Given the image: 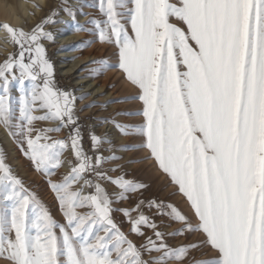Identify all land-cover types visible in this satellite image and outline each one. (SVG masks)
<instances>
[{
	"label": "snow or ice",
	"instance_id": "snow-or-ice-1",
	"mask_svg": "<svg viewBox=\"0 0 264 264\" xmlns=\"http://www.w3.org/2000/svg\"><path fill=\"white\" fill-rule=\"evenodd\" d=\"M32 7L43 11L39 4ZM91 7L100 18L73 29L96 39L73 50L93 43L115 47L118 68L142 102V112L131 113L142 115L141 125L114 119L101 123L111 124L122 136L140 137L139 150L169 178L176 188L173 195L185 198L196 222L179 206L155 200L114 207L144 188L126 178L123 158L114 154L136 149H116L108 134L94 132L85 149L75 104L86 97L55 84L44 47V41L55 42L45 29L64 23L56 19L61 12L76 19L68 0H61L28 30L0 25L4 43L14 49L0 62V126L34 170L48 178L63 218L58 221L25 187L0 152V260L264 264V0H96ZM93 64L99 65L93 72L110 70L104 60ZM65 130L67 136L57 139ZM64 168L68 171L61 173ZM145 207L161 220L181 225L169 235L200 234L203 240L169 245ZM117 212L127 232L115 219ZM203 246L216 256L190 258Z\"/></svg>",
	"mask_w": 264,
	"mask_h": 264
},
{
	"label": "rangeland",
	"instance_id": "rangeland-1",
	"mask_svg": "<svg viewBox=\"0 0 264 264\" xmlns=\"http://www.w3.org/2000/svg\"><path fill=\"white\" fill-rule=\"evenodd\" d=\"M46 1L48 3L47 7H42L43 11H38V16L32 24H30L28 29L42 20L52 8H56L61 4V0ZM172 2H175V0H172ZM94 3H96V0H68V6L76 12L75 21L67 15V17H65V14L61 12L56 19L64 21V23L49 25L45 29L46 31L54 34L55 42L44 41L47 59L53 65L55 84L61 90L72 91L77 97H86V99L83 100L77 99L75 104L76 114L79 117V124L84 134V147L86 150H89L88 136L90 132H94L98 136H103L104 134H109L108 131L110 128L114 129L111 124H102L101 121L104 119H114L120 124L130 126H138L143 123L142 115H131V113L142 112V102L136 99L138 95L137 89L133 88V90L127 89L124 91L120 90L117 84V79H115L116 73L119 71L116 48L110 45L93 43L91 47L84 50H73V46L80 44L82 41L96 39L94 35H89L87 32L77 33L74 32L73 29L74 24L88 25V21L90 19L94 17L98 19L100 18L97 9L91 7ZM78 14L84 17L83 21L78 18ZM170 22L177 24V26H182L175 18H172ZM73 37L75 39H71ZM61 39H64L65 42L68 39L71 40H68L65 45V42L62 44L58 43ZM63 50H66L65 53H73L68 58L60 59L59 57L55 59V55L58 56L59 52ZM4 58L5 57H2L0 62H2ZM79 59L86 60L85 62L80 63V65H78V67L69 74H66L69 67H71ZM99 60L106 61L110 66V70L93 72L92 69L99 68V65L93 64V61ZM103 82H108L104 90L97 91L95 93L91 91L94 87L101 86ZM87 84L91 86L89 88H85ZM12 94L13 96L18 95V90L15 86L13 87ZM124 100H128L129 102L116 103V101ZM90 105L95 106L89 107ZM37 114L39 115L40 113ZM54 126L55 125L50 124H37V127ZM104 127H108V129L104 130ZM65 136H67V130L57 135L56 138L63 139ZM4 137L9 139V141H12L11 144L13 148L5 143L6 141ZM121 137L127 141L123 140L122 142H118V139L112 140L111 138H108L112 141V146L116 149L128 146L136 150L116 151L114 154L123 158L120 161V164L123 166L122 170L123 173H126V178L144 185V188L137 193H130L128 199L118 205H114V207L129 208L138 200H144L145 202L155 200L157 202H164L179 206V208L189 216L193 223H195V218L192 213L189 212V206L185 202V198L179 194L173 195V193L176 192V188L170 183L169 178L162 174L157 168L155 169L154 167H157L156 165L153 167V164H150L153 163V161L150 158H147L148 153L146 151L139 150L141 147L140 137L138 135H121ZM103 147L108 148L109 145H104ZM0 152L4 153L7 163L11 166L13 173L23 180L25 187L36 193L40 200L52 209L55 218L58 221L63 222L62 216L56 210L54 194L46 183L48 178L34 170L33 165L26 159L13 140L8 137L2 126H0ZM17 153L18 155H15ZM103 154L110 155L108 152H104ZM60 171L61 173H66L68 169L64 168ZM52 179L56 180L58 177H52ZM108 191L115 192L118 190L109 188ZM144 211L146 214L154 218L157 224L161 225L160 230L165 233L167 243L173 247H177L182 244H195L198 241L203 240V237L200 234L185 233L183 236H171L169 233L180 228L181 225L171 224L167 218L161 220V218L156 215L154 209L149 211L147 207H145ZM115 219L118 223H121L123 230L127 232L128 226L123 223V217L120 213L117 212L115 214ZM166 224H171V227H165L164 225ZM101 235H103V233H101ZM130 238L135 239V237ZM153 255L158 256L159 253H154ZM215 256L216 253L210 250L207 246H203L198 250H193L190 253V258H195L196 260H207L214 258ZM145 258L149 259L150 257L146 256ZM0 264H5V262L0 260Z\"/></svg>",
	"mask_w": 264,
	"mask_h": 264
},
{
	"label": "bare ground",
	"instance_id": "bare-ground-1",
	"mask_svg": "<svg viewBox=\"0 0 264 264\" xmlns=\"http://www.w3.org/2000/svg\"><path fill=\"white\" fill-rule=\"evenodd\" d=\"M33 4H39L41 6V8L42 7L46 8L48 5L46 0H0V24L8 23L9 25H11L13 27L23 26L27 30L28 27L30 26V24H32V22L38 16V11H36V9L32 7ZM33 12H35V16L31 15V13H33ZM65 17H67V16L65 15ZM78 18L81 19L82 21L84 19V17H82L80 14H78ZM59 27H61V26H59ZM5 36H6V33L3 30H0V59L2 57H6L9 53H11L13 51V48L11 47V45H6L4 43ZM71 39H75V38L73 37ZM71 39H68V40H71ZM68 40L65 42L64 39H61L60 41H58V43L62 44L65 42V45H66ZM65 51L66 50L59 52L58 56L55 55V57H56L55 59H57L59 57H60V59H65V58H68L73 53V52L65 53ZM85 60L86 59L77 60L71 67H69L67 72L65 71L66 74H69L71 71H73L75 68H77L78 65H80V63L85 62ZM59 64H60V62H59ZM107 79H108V77H107ZM115 79H117V84H118V87L120 90H123V91L127 90V89L133 90L134 87L126 82V80H125V78H124V76L120 70L116 73ZM107 83L108 82H103L101 86L94 87L91 91H93V93H95L97 91H102V90H104ZM90 86L91 85L87 84L85 88H89ZM134 90H136V89H134ZM107 129H108V127L107 128L104 127V130H107ZM108 133H109L108 137L111 138L112 140L118 139L117 140L118 142H122L124 140L121 137L120 133H118V131L115 128L114 129L110 128ZM5 141H6L5 143H7L8 146L12 147V144H11L12 141H9V139H6V138H5ZM124 141H127V140L125 139ZM18 153L15 155H18ZM150 164L151 165L153 164V167H154V163H150ZM154 168L156 169L157 167H154Z\"/></svg>",
	"mask_w": 264,
	"mask_h": 264
}]
</instances>
